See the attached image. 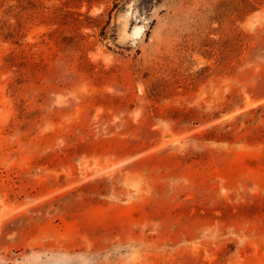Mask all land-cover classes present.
Returning a JSON list of instances; mask_svg holds the SVG:
<instances>
[{
	"label": "rangeland",
	"instance_id": "1",
	"mask_svg": "<svg viewBox=\"0 0 264 264\" xmlns=\"http://www.w3.org/2000/svg\"><path fill=\"white\" fill-rule=\"evenodd\" d=\"M0 264H264V0H0Z\"/></svg>",
	"mask_w": 264,
	"mask_h": 264
}]
</instances>
